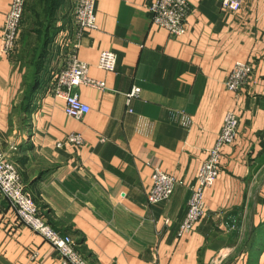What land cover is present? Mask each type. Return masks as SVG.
Wrapping results in <instances>:
<instances>
[{"label": "crops", "instance_id": "crops-1", "mask_svg": "<svg viewBox=\"0 0 264 264\" xmlns=\"http://www.w3.org/2000/svg\"><path fill=\"white\" fill-rule=\"evenodd\" d=\"M186 1V31L172 37L152 23L150 0H95L97 28L83 34L77 56L105 88L75 89L89 107L76 120L45 90L62 64L50 45L31 101H23L24 70L15 54L24 51L28 32L24 22L14 54L2 53L10 0H0V149L29 184L40 215L71 236L89 264H264V0H242L237 12L216 0ZM56 13L58 21L62 5ZM105 50L117 56L112 73L97 67ZM237 61L252 63V72L233 93L225 81ZM132 87L139 97L126 106ZM229 111L238 117L237 135L204 190L206 213L179 234ZM72 133L81 145L57 146ZM154 164L177 185L168 200L150 205ZM0 264H59L1 191Z\"/></svg>", "mask_w": 264, "mask_h": 264}, {"label": "built area", "instance_id": "built-area-1", "mask_svg": "<svg viewBox=\"0 0 264 264\" xmlns=\"http://www.w3.org/2000/svg\"><path fill=\"white\" fill-rule=\"evenodd\" d=\"M221 8L228 12H237L242 0H216ZM25 0H10L8 11L4 17L1 33V51L6 56H12L18 44L22 28ZM63 13L55 23L56 32L50 42L51 49L56 50L61 60L55 70L51 71V81L45 90L64 100L66 116L81 120L89 112V107L80 101L75 89L81 85L103 90L102 81L91 79L87 75L88 64L80 60L77 51L81 38L86 31L95 30L96 9L95 0H65ZM154 25L165 29L172 37L185 33V19L189 12L186 0H150L147 7ZM117 56L112 51H101L97 67L106 72H114ZM252 72V63L237 61L233 64L225 81L228 91L238 93L248 83ZM140 88L132 87L125 94L126 106L139 97ZM129 111H131L129 109ZM238 117L234 111H229L223 118L222 127L213 146L207 155L197 175L196 186L192 188L187 203L185 217L180 225L179 234L190 233L193 226L206 213L203 199L204 190L215 181L219 172L221 150L231 145L237 135ZM80 134H69L64 142L57 146L81 145ZM152 185L147 196L150 205L168 200L174 192L177 180L162 170L159 164L152 165ZM0 191L15 210L18 222L28 226L34 233L40 235L57 253L59 264H89L86 258L77 250L74 240L69 235H61L54 230L48 221L39 213V208L25 190L18 167L7 154L0 149ZM35 256V255H34Z\"/></svg>", "mask_w": 264, "mask_h": 264}, {"label": "rangeland", "instance_id": "rangeland-1", "mask_svg": "<svg viewBox=\"0 0 264 264\" xmlns=\"http://www.w3.org/2000/svg\"><path fill=\"white\" fill-rule=\"evenodd\" d=\"M51 3H54L57 0H50ZM53 4H49L48 0H29L27 4V14L24 17L25 25L27 32L22 35V39L19 41L20 43H24L22 51L20 54H15L16 61L18 62L19 66L24 70V84L27 85V79L30 78L32 74L33 65H34V58L33 50L35 45L38 46L40 43H43L44 38L47 36L48 29L47 26L50 23H53L55 18H57L56 10H53ZM58 8V7H57ZM59 9V8H58ZM26 20V21H25ZM49 23V24H48ZM24 26V24H23ZM31 30V32H29ZM47 32V33H46ZM31 49L28 51L29 47ZM33 62V63H32Z\"/></svg>", "mask_w": 264, "mask_h": 264}, {"label": "trees", "instance_id": "trees-1", "mask_svg": "<svg viewBox=\"0 0 264 264\" xmlns=\"http://www.w3.org/2000/svg\"><path fill=\"white\" fill-rule=\"evenodd\" d=\"M65 2V0H57L55 3L54 1L48 0L49 4H53V10L58 9L61 5H63V3ZM27 4L25 3V10H24V14H23V21H24V17H25V13H26V6ZM58 7V8H57ZM56 19V18H55ZM23 21H22V25H23ZM55 23L56 20H54L53 23H50V25L47 26L48 29V33L47 36L44 38L43 43H40V45H38V48L33 52V55H35V58L33 60L34 65H33V70H32V74L30 76V78L27 79V85H26V90H27V94L23 97V101L25 103H29L31 101L32 95V89L34 90V88L37 85L38 82V73L40 72L41 68L43 67V59L46 56V48L48 47V45L50 44L55 32H56V27H55ZM49 24V23H48ZM32 62V63H33ZM49 80V79H48ZM20 176L22 178L25 190L30 194L31 198L33 199V201L36 203V197L32 194V192L30 191L29 188V184H26V180L23 179L21 172L19 171Z\"/></svg>", "mask_w": 264, "mask_h": 264}]
</instances>
